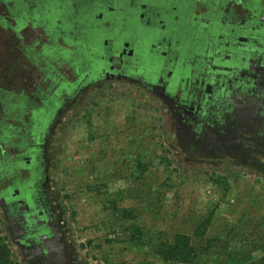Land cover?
Masks as SVG:
<instances>
[{"label":"flooded vegetation","instance_id":"flooded-vegetation-1","mask_svg":"<svg viewBox=\"0 0 264 264\" xmlns=\"http://www.w3.org/2000/svg\"><path fill=\"white\" fill-rule=\"evenodd\" d=\"M25 11L47 32L37 58L50 83L0 89V208L18 264H83L43 162L82 77L165 95L183 151L264 170V0H38ZM63 63L80 69L75 81Z\"/></svg>","mask_w":264,"mask_h":264},{"label":"rangeland","instance_id":"rangeland-1","mask_svg":"<svg viewBox=\"0 0 264 264\" xmlns=\"http://www.w3.org/2000/svg\"><path fill=\"white\" fill-rule=\"evenodd\" d=\"M37 5L0 0L1 90L49 87L37 58L47 32L29 19L17 24ZM59 70L70 82L80 73L66 63ZM75 87L43 162L83 264H264L262 168L183 151L167 102L139 84L82 77ZM0 250V264H18L1 208Z\"/></svg>","mask_w":264,"mask_h":264},{"label":"trees","instance_id":"trees-1","mask_svg":"<svg viewBox=\"0 0 264 264\" xmlns=\"http://www.w3.org/2000/svg\"><path fill=\"white\" fill-rule=\"evenodd\" d=\"M41 13H43V11H41ZM31 20V21H33L34 23H36V24H38L35 20H34V15H31L30 13H24L23 14V16H21V18H20V20H19V22H21V21H26V20ZM56 37H60L59 36V34H57L56 35ZM4 254H3V252L0 250V258L3 256Z\"/></svg>","mask_w":264,"mask_h":264},{"label":"water","instance_id":"water-1","mask_svg":"<svg viewBox=\"0 0 264 264\" xmlns=\"http://www.w3.org/2000/svg\"><path fill=\"white\" fill-rule=\"evenodd\" d=\"M155 94L157 96H159L161 99H163L165 102H168V99H167V97L165 95H163V94H157L156 92H155Z\"/></svg>","mask_w":264,"mask_h":264}]
</instances>
